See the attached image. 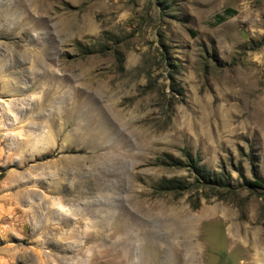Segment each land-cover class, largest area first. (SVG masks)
Here are the masks:
<instances>
[{
    "label": "rangeland",
    "instance_id": "rangeland-1",
    "mask_svg": "<svg viewBox=\"0 0 264 264\" xmlns=\"http://www.w3.org/2000/svg\"><path fill=\"white\" fill-rule=\"evenodd\" d=\"M254 178L264 0H0V264H264Z\"/></svg>",
    "mask_w": 264,
    "mask_h": 264
},
{
    "label": "trees",
    "instance_id": "trees-1",
    "mask_svg": "<svg viewBox=\"0 0 264 264\" xmlns=\"http://www.w3.org/2000/svg\"><path fill=\"white\" fill-rule=\"evenodd\" d=\"M236 12L232 9H225L221 14H217L214 17L215 25L221 24L222 22L226 21L228 18L234 16ZM185 159L187 160L189 165H184L188 167V172L193 176L194 183L195 184H204L206 186H209V189H230V186L228 183H222L221 180H214L211 182L210 178L207 177V174H205V171L197 164L195 163L194 159L187 153L185 154ZM173 164L167 165L165 161H161L159 164L160 166H169L174 167L177 169H180L182 164L179 161H171ZM244 187L248 190H262L264 192V180L254 178L252 181H244ZM183 183L178 178H172V179H162L157 186L153 189V193L155 195H161L163 193H174L180 195L183 191ZM231 190V189H230ZM194 209H197V204L194 203L192 206Z\"/></svg>",
    "mask_w": 264,
    "mask_h": 264
}]
</instances>
